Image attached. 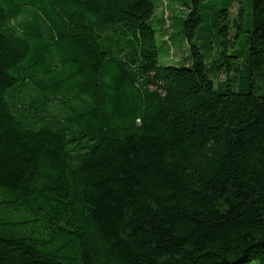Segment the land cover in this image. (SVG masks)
Instances as JSON below:
<instances>
[{"label":"trees","instance_id":"obj_1","mask_svg":"<svg viewBox=\"0 0 264 264\" xmlns=\"http://www.w3.org/2000/svg\"><path fill=\"white\" fill-rule=\"evenodd\" d=\"M254 261L264 0H0V264Z\"/></svg>","mask_w":264,"mask_h":264},{"label":"rangeland","instance_id":"obj_2","mask_svg":"<svg viewBox=\"0 0 264 264\" xmlns=\"http://www.w3.org/2000/svg\"><path fill=\"white\" fill-rule=\"evenodd\" d=\"M179 9L176 11V19H177V27H175V30L179 32V34L176 36L177 38L181 36L182 34V26L179 23V20L183 17L184 14H186L187 7L184 5V2H179ZM237 12V5H235L232 8V16L234 17ZM168 17H171L168 15ZM180 24V25H179ZM164 33L161 35L163 39L170 40L171 34L174 32L171 27H169V24L164 26L163 28ZM174 49L173 53L171 55H168L162 48L159 50V61L163 64H190L191 63V57H190V48L189 45L186 42H181L180 40L176 43H173ZM251 264H258L256 261L252 262Z\"/></svg>","mask_w":264,"mask_h":264}]
</instances>
